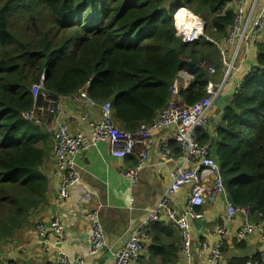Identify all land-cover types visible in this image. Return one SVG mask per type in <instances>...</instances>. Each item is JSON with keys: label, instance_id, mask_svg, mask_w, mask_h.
I'll return each instance as SVG.
<instances>
[{"label": "trees", "instance_id": "trees-1", "mask_svg": "<svg viewBox=\"0 0 264 264\" xmlns=\"http://www.w3.org/2000/svg\"><path fill=\"white\" fill-rule=\"evenodd\" d=\"M228 1L0 0V243L48 202L54 143L24 117L34 107L32 86L45 77L57 100L87 88L96 102H111L119 128L136 132L168 106L182 72L194 76L179 90L183 104L206 97L215 75L201 63L222 70L215 43L226 40L235 18L224 13ZM181 9L204 21L213 42H182L174 19ZM258 45L256 68L225 109L217 139L196 134L216 155L229 201L264 226V44ZM249 262L263 264L261 255L229 264Z\"/></svg>", "mask_w": 264, "mask_h": 264}, {"label": "crops", "instance_id": "crops-1", "mask_svg": "<svg viewBox=\"0 0 264 264\" xmlns=\"http://www.w3.org/2000/svg\"><path fill=\"white\" fill-rule=\"evenodd\" d=\"M254 1L256 2L249 0V6ZM256 4L260 9L264 0H258ZM236 8L237 3L230 0L225 5L224 13L229 11L235 13ZM214 37L216 38L217 34ZM225 41L224 39L219 43L220 47L216 45L222 70L212 77L210 83L220 84L224 80L222 52L227 54L228 60L234 56L236 50L238 52L230 84L208 112V130H202L209 133L211 141L217 139L216 127L222 124L225 109L232 103L238 91L237 83L243 82L256 68L258 43L264 44V33L259 42L251 46L242 44L234 47ZM180 83L184 89L189 85V83L186 85L183 79ZM59 101L58 115L61 121L68 125L70 132L89 134V124L81 122L80 118L88 113L90 119H98L99 110L76 102L73 96L60 98ZM45 130L48 132L46 128ZM174 136L175 132L172 129L153 134L149 139L147 164L135 181H131L126 174L137 166L138 155L119 159L109 154V146L106 143L91 146L78 160L81 184L71 189L70 198L65 201L57 200L60 180L55 176L56 165L51 153L52 160L46 166V173L50 179L48 202L13 237L0 243V264H53L61 253L70 257H83L87 264H114L113 253L124 249L133 230L148 217L150 210L157 206L171 184L172 170L180 164L181 155ZM164 144L169 145L173 156V161L169 163L162 161L159 155ZM213 156L216 158V155ZM85 190L95 194L92 201H85ZM189 191L190 188L186 187L173 198V207L178 212L186 207ZM89 210L100 211L106 232L107 248L96 258L88 256L92 229L87 217ZM200 210L204 218L191 224L190 256H186L182 251L183 240L180 232L163 218L151 225L144 239V252L138 264H208L210 249L219 244H222L223 253L219 264H229L235 259L251 261L257 255H261L264 264V244L260 236L253 234L246 238L238 237L239 230L247 220L246 216L237 214L233 221H227V204L223 197L214 203L206 204ZM54 220H59L64 226V235L61 239L52 233L51 223ZM40 225L46 228L47 246L38 230ZM220 228L225 230L221 236L217 234Z\"/></svg>", "mask_w": 264, "mask_h": 264}, {"label": "built area", "instance_id": "built-area-1", "mask_svg": "<svg viewBox=\"0 0 264 264\" xmlns=\"http://www.w3.org/2000/svg\"><path fill=\"white\" fill-rule=\"evenodd\" d=\"M237 9L232 27L225 43L229 46L239 47L242 44L251 46L259 42L264 33V4L259 9L256 2L249 6V0H234ZM177 36L187 45L199 42L202 38L213 42L205 36V23L192 12L181 9L174 16ZM220 47L219 43H215ZM236 50L234 56L228 60L225 52H222V64L224 66V80L220 84L210 83L206 89V97L197 105L186 107L180 98L179 90L182 88L180 80L187 85L194 79L193 75L186 72L179 74L174 83L173 97L168 106L156 117L153 124L143 126L136 132H128L117 126L114 120L113 105L111 102L98 103L91 98L86 88L73 96L78 103H84L91 108L99 110L98 119H90L87 113L80 118L81 122L89 124L90 133L83 132L72 134L68 125L62 122L58 115L60 101L51 96L44 86L45 77L31 88L34 97V107L24 114L25 119L44 126L54 139V162L56 165L55 176L60 180L57 192V200L65 201L70 198L71 189L81 184V176L78 165L79 158L91 147L106 143L109 146V154L114 158L124 159L134 154L138 155L137 166L126 175L131 181L137 180L144 170L148 159L149 139L156 132L174 130V140L181 150L178 164L171 173L172 181L169 188L163 194L157 206L150 210L146 217L132 232L126 246L119 252L113 253L114 264H138L144 252V239L152 224L160 222L163 218L173 224L180 232L183 240V253L190 256L192 250L191 224L202 220L204 214L201 208L208 203H214L223 197L227 204L226 220L233 221L237 214L247 217L243 227L238 232L239 238H246L253 234L260 236L264 244V226L255 224L249 218L248 208H236L228 199L224 179L218 161L213 157L209 146L198 142L196 132L208 130V112L216 103L222 91L230 84L235 70ZM202 67L210 74H216V67L209 62H202ZM243 82L237 83V90ZM159 155L164 162L173 161L169 145H162ZM189 187L187 205L178 212L172 204V200L184 188ZM95 194L85 190L84 199L92 201ZM87 217L91 223L89 236L88 256L96 258L107 248L106 232L102 223L99 210H89ZM45 245H48L46 228L38 227ZM52 233L59 239L64 235V226L59 220L51 223ZM224 228L217 232L223 235ZM211 256L208 264H219L223 258L222 244L210 249ZM16 264V263H12ZM53 264H87L83 257H70L61 253ZM249 264H259L249 262Z\"/></svg>", "mask_w": 264, "mask_h": 264}, {"label": "water", "instance_id": "water-1", "mask_svg": "<svg viewBox=\"0 0 264 264\" xmlns=\"http://www.w3.org/2000/svg\"><path fill=\"white\" fill-rule=\"evenodd\" d=\"M205 29H206V27H205Z\"/></svg>", "mask_w": 264, "mask_h": 264}]
</instances>
